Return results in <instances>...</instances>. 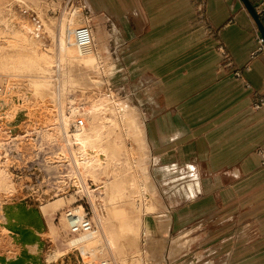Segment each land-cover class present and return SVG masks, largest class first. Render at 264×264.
Wrapping results in <instances>:
<instances>
[{"label":"crops","instance_id":"1","mask_svg":"<svg viewBox=\"0 0 264 264\" xmlns=\"http://www.w3.org/2000/svg\"><path fill=\"white\" fill-rule=\"evenodd\" d=\"M200 1L203 20L190 0L74 3L94 50L133 89L152 165L195 172L186 191L197 199L161 219L187 232L188 250L172 255L167 242L165 264H264V112L252 107L264 97L261 33L242 0ZM248 1L264 24V0Z\"/></svg>","mask_w":264,"mask_h":264},{"label":"rangeland","instance_id":"2","mask_svg":"<svg viewBox=\"0 0 264 264\" xmlns=\"http://www.w3.org/2000/svg\"><path fill=\"white\" fill-rule=\"evenodd\" d=\"M10 1L5 16L10 22L13 21V24L10 23L13 25L12 30L15 29L16 34H19L18 31L23 32L37 44L17 43L14 36L0 39V58L4 56L0 59V102H4L3 106L8 102L11 113L9 115L7 110H0V128L8 133L6 135V132L3 134L0 131V139L6 140L3 141L6 145L9 143L6 146L7 151H0V162L1 166L7 169L14 187V193L9 195L0 191V252L3 247L4 251L14 250L13 253H17L20 248V255L24 252L22 246L14 239L16 235L8 228L7 231L3 228L4 224L11 221L9 218L6 220L4 208L24 203L30 208L35 225L41 228L37 236L40 237L42 251L40 244L30 245L27 251L38 258L41 256L43 264H102L107 260L114 264H125L126 261L138 264H165L168 243L170 242L171 254H176L184 247L179 238L187 232L170 231L161 219L167 218L163 216L166 215L167 207L192 205L197 199V192L191 197L186 191L187 184L195 172H189L188 167L184 170L173 167L174 174L171 175L164 171L163 167L153 166L147 142L144 143L147 153L141 155L133 150L139 148L123 130L124 138L121 142L124 149L121 159L125 168L131 169V174L138 178L137 181L138 176L142 174L149 183V209L146 204L143 205L145 208L140 210L132 207L126 199L108 205L109 207L104 208L106 225L123 233L121 242L124 250L115 253L108 250L105 243L95 244V237L102 228L99 208L96 209L88 194L77 188L74 174L78 171L70 155V150L75 148L74 137L66 134L65 129H61L62 125L68 129L62 119L65 110L69 107V102L86 104L85 130L89 128L91 105L106 97L124 108L127 113L136 115L135 118L141 124L143 117L137 108V101L130 95L133 89L122 86L123 81L119 80L117 72L112 70L111 57L97 53L93 47L87 53L91 61L73 58L76 52H73L74 46L68 43V31L75 29L69 24L68 18L71 12H80L85 19L80 5L74 1L69 4V0H24L27 7L16 0ZM256 12L258 14V10ZM258 16L260 17L259 14ZM67 49L69 52L64 56ZM35 55L43 60L39 63L30 60L36 57ZM39 83L50 85L49 97L37 94L36 85ZM54 122L57 125L56 130H53ZM182 177L183 180H177ZM98 191L95 193L97 197L101 193V190ZM61 197L64 199L61 206L47 217L41 214L40 207L47 206ZM83 198L84 202L81 201ZM87 200L94 211L97 232L86 238L71 232L66 214L77 207V211H82L81 205ZM36 211L40 213L39 217ZM154 221L160 222V231L155 230ZM16 222L13 221L12 225ZM130 222L142 225L139 234L133 236L127 232L126 226ZM144 232L146 237L143 236ZM171 240L174 242L172 248ZM83 243L87 246L84 247ZM187 250L188 247L183 248L178 255ZM29 263L34 264L33 261Z\"/></svg>","mask_w":264,"mask_h":264},{"label":"bare ground","instance_id":"3","mask_svg":"<svg viewBox=\"0 0 264 264\" xmlns=\"http://www.w3.org/2000/svg\"><path fill=\"white\" fill-rule=\"evenodd\" d=\"M16 1H18L20 4H25L27 6L24 0H16ZM10 3H11L10 0H0V26L2 27V29L0 30V39L14 36L13 38L14 40L17 41V43H21L23 45L37 44L34 39L28 37L26 34H23V32L18 31L19 34L21 32V35H19L16 34L17 32L16 33L14 32L15 30L14 28H13L14 30H12L11 27L13 26L12 25L13 21L10 22V20L5 16V11L10 7ZM12 11L14 10L12 9ZM85 19L83 15H80V12H75V13L71 12L68 18V22L74 29H78L85 26H89L87 24L85 25L86 23ZM27 29L30 32H32L30 28ZM72 31L74 30L68 31V43L69 45L74 46L73 52L76 53L73 58H78L80 60L88 59L91 61V57H89L87 53H89L94 47L93 31H91L92 44L86 48H80L75 45L73 38L71 37ZM61 41L63 42V39ZM67 52H69L68 49L64 52L63 55L65 56ZM1 58L3 59L4 56ZM30 60L39 63L43 59H41L39 56H36L30 58ZM44 60H46V58ZM48 86L45 83L37 84L36 85V91L38 92L37 94L40 95L41 97H45V98L49 97V95H51V89H50V85ZM3 103L0 102V110L5 109L7 110L6 111L7 114L10 115L11 113H9L10 110L8 109L9 103L7 102V104H5L4 106ZM76 104H74V102H69V107H67V109L65 110L64 118H62L64 124H66L68 129L66 130V128L62 127L63 125L61 126V129L63 130L65 129L64 131H66L65 132L66 134H69V136L74 137L73 145L75 146V148L77 147L76 149L72 147L73 149L70 150L71 152L70 155L73 158L72 160L75 162L74 165H76V169L78 171L76 172V174H74L76 178L77 188L80 191L88 194L89 197H91L90 199H92V202L96 207V209L101 208V210L98 209V211H99V216H100L99 219L102 228L99 227L101 231H99L95 237V244L105 243L107 245L108 250H110L111 252L121 253L124 250V245L121 242L122 239L121 236L123 235V233L115 228H111L106 225L107 218L104 215V208L109 207L108 205L110 204L117 203L119 200H124V199L129 200L132 207H135L139 210L142 207H144L143 205L145 204L147 208L149 207L148 196L150 194L149 191L150 188H148L147 180L144 179L143 178L144 176L141 174L138 176L140 180V181L138 180L139 181L138 182L136 180L137 177L131 174V169L129 170L128 168H125V165L121 159V153L124 149L123 143L121 141L124 138L123 137L124 132H126L127 133L126 135L132 139L133 143L136 146H138L139 150L133 148L134 151H137L141 155L147 153L144 144L145 143L144 127L143 124H141L135 118L136 115L127 113V111L124 108L115 104L111 99L106 97L96 101L93 105H91V108L89 110V114H90L89 128L88 130H85L86 104H84L83 102H77ZM79 121H82L81 126H79L78 124ZM56 126L57 125L54 122L53 130L57 129ZM0 131L3 134L4 132H6L1 128ZM6 135H8L7 132ZM3 141L6 140L0 139V151L2 149H5L7 151L6 146L9 143L7 142L8 144L6 145L5 142ZM14 142L13 143L16 144V141ZM2 166L0 162V191L5 192L7 195H9L14 193V187L10 180V176L9 173L7 172V169ZM98 190H101L99 197L95 195L96 191ZM63 200L64 199L61 197L56 199L54 202L48 204L47 206L42 207L44 213L50 214L53 210L57 209V207L63 204ZM77 208L73 209L74 212L76 214L81 215L83 209L82 211L79 210L77 211ZM4 209H5L4 213L6 216V220L9 218L11 221L8 224H4L3 228L5 229V231L9 229V231L13 235H16L14 239L22 246L24 252L22 255L17 256V258L14 260H8V258L6 257H0V264H31L29 263L31 261H33L34 264H43L41 260V256L40 258H38V256L30 254L27 251L28 250L27 247H29L30 245L37 246L38 244H40V248L42 251L41 240L40 237L37 236V232H41V228L35 225L31 217L30 208L27 207L24 203H21L16 205V207L9 206V207H5ZM0 211H1V207H0ZM67 220L70 225L71 222L68 219V217ZM13 221H17V222L12 225ZM141 226L138 222H133V223L130 222V224L126 226V230L129 234L135 236L139 234V232L141 231ZM70 229H71V225H70ZM94 232H97L96 223H95V230L92 231L91 233H79L74 235L83 236L87 238L90 234ZM143 236L146 237L147 234L144 232ZM85 244L86 243H83L84 247L87 246V244L86 245ZM102 264H114V262L107 260L102 262ZM125 264H138V263L126 261Z\"/></svg>","mask_w":264,"mask_h":264},{"label":"built area","instance_id":"4","mask_svg":"<svg viewBox=\"0 0 264 264\" xmlns=\"http://www.w3.org/2000/svg\"><path fill=\"white\" fill-rule=\"evenodd\" d=\"M74 0H69V4ZM196 6V9L199 13L200 19L204 18V10L203 5L200 0H190ZM80 8L82 9L83 14L85 15L86 6L81 4ZM258 14L262 15L263 12L258 10ZM92 29L90 26H85L82 28L75 29L72 31L71 37L77 47L86 48L92 44ZM259 44L264 48V40L262 38L259 39ZM261 48V49H262ZM260 49V50H261ZM224 53V52H223ZM250 88V87H248ZM253 110L264 112V97L258 98L253 103ZM79 126L82 125V121H79ZM81 201H85V198L81 199ZM83 208V212L81 215L76 214L74 210H69L67 212V217L70 220V225L73 234L79 233H91L95 230V221H94V211L92 205L89 203V200L85 204L81 205ZM149 264V263H147Z\"/></svg>","mask_w":264,"mask_h":264},{"label":"water","instance_id":"5","mask_svg":"<svg viewBox=\"0 0 264 264\" xmlns=\"http://www.w3.org/2000/svg\"><path fill=\"white\" fill-rule=\"evenodd\" d=\"M243 3L245 4L246 8L248 9L249 13L251 14V16L253 17V19L255 20L258 29L261 33L262 39L264 40V24L262 23L260 17L258 16L255 8L249 3L248 0H242ZM37 216H40V213L38 211H36Z\"/></svg>","mask_w":264,"mask_h":264}]
</instances>
